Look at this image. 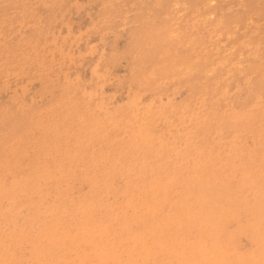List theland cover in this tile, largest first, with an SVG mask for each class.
Returning a JSON list of instances; mask_svg holds the SVG:
<instances>
[{
	"label": "rangeland",
	"instance_id": "obj_1",
	"mask_svg": "<svg viewBox=\"0 0 264 264\" xmlns=\"http://www.w3.org/2000/svg\"><path fill=\"white\" fill-rule=\"evenodd\" d=\"M263 79L264 0H0V264H264Z\"/></svg>",
	"mask_w": 264,
	"mask_h": 264
},
{
	"label": "bare ground",
	"instance_id": "obj_2",
	"mask_svg": "<svg viewBox=\"0 0 264 264\" xmlns=\"http://www.w3.org/2000/svg\"><path fill=\"white\" fill-rule=\"evenodd\" d=\"M203 1H204V0H203ZM227 1H228V0H227ZM214 2H215V1H214ZM203 3H204V2H202V4H203ZM205 3H206V1H205ZM208 3H209V2H208ZM215 3H216V2H215ZM224 3H225V2H224ZM234 3H235V2H234ZM212 4H213V3H212ZM212 4H209V5H212ZM206 5H208V4H206ZM229 5H230V4H229ZM232 5H233V4H232ZM199 6H200V4H199ZM233 6H235V5H233ZM237 6H238V5H237ZM182 7H183V6H182ZM207 7H208V6H207ZM218 7H220V6L218 5ZM78 8H80V7L78 6ZM197 8L199 9V7H197ZM223 8H224V7H223ZM232 8H233V7H232ZM232 8H231V9H232ZM238 8H240V7H238ZM238 8H237V9H238ZM213 9H214V8H213ZM221 9H222V8H221ZM221 9L219 8V10H221ZM231 9H230V10H231ZM194 10H197V9H194ZM234 10H235V9H234ZM78 11H79V10H78ZM205 11L208 12V11H209V8H208V10H205ZM214 11H215V10H214ZM221 11H222V10H221ZM203 12H204V11H203ZM217 12H218V11H217ZM227 12H228V11H227ZM208 13H209V12H208ZM231 13H232V12H231ZM197 14H198V13H197ZM213 14H214V13H213ZM209 15H210V14H209ZM218 15H219V14H218ZM232 16H233V15H232ZM195 17H197V16H195ZM199 17H200V16H199ZM210 17H211V15H210ZM210 19H212V18H210ZM210 19H209V20H210ZM215 19H216V18H215ZM230 20H231V19H230ZM205 21H206V20H205ZM221 21H222V20H221ZM225 21H226V20H225ZM199 22H200V21H199ZM208 22H209V21H208ZM215 22H216V21H215ZM215 22H214V23H215ZM218 24H219L218 22H217V24H216V23L214 24V25H215V28H218V27H216V25H218ZM221 25H222V24H221ZM193 26H195V25H193ZM209 26H210V25H209ZM211 26H212V25H211ZM235 26H236V25H235ZM196 27H198V26H196ZM215 28H214V30H215ZM195 29H196V28H195ZM233 29H234V27H233ZM221 30H222V29H221ZM208 31H209V30H208ZM212 31H213V30H212ZM231 32H232V31H231ZM226 33H227V32H226ZM228 33H230V32H228ZM176 37H177V36H176ZM213 37H214V35H213ZM139 38H140V37H139ZM172 38H173V37H172ZM174 38H175V37H174ZM177 40H178V39H177ZM96 71H97V70H96ZM96 71H95V72H96ZM260 73H261V72H260ZM93 74L95 75L96 73H93ZM97 74H98V73H97ZM253 78L255 79L256 77H253ZM262 78H263V76H262ZM262 78H261V79H262ZM259 79H260V78H259ZM225 80H226V79H225ZM249 80H250V79H249ZM249 80H248V81H249ZM251 80H253V79H251ZM263 80H264V79H263ZM239 81H240V80H239ZM255 81H256V80H255ZM255 81H254V83H256ZM258 81H260V80H258ZM219 82H220V81H219ZM222 82H224V81H222ZM222 82H220V83H222ZM220 83H219V84H220ZM247 83H248V82H247ZM249 83H250V82H249ZM252 83H253V82H251L250 86H251L252 88H257V87H255V84H254V87H253ZM236 84H237V83H236ZM238 84H239V82H238ZM238 84H237V85H238ZM230 85H232V84L229 83L228 86H230ZM240 85H241V84H240ZM240 85H239V86H240ZM247 85H248V84H247ZM247 85H246V86H247ZM258 85L260 86V82H258ZM262 85H263V84H262ZM239 86H237V87H239ZM259 86H258V87H259ZM248 87H249V86H248ZM248 87H247V88H248ZM251 87H250V88H251ZM240 88H241V86H240ZM252 88H251V89H252ZM261 88H262V86H261L259 89H261ZM227 89H229V88H227ZM230 89H232L231 86H230ZM243 89H244V87H243ZM251 89H250V91H251ZM238 90H239V88H238ZM262 90H263V89H262ZM229 91H230V90H229ZM248 91H249V90H248ZM227 93H228V92H227ZM241 93H242V92H241ZM253 93H254V92H253ZM260 93H261V92H260ZM243 94H244V92H243ZM252 95H253V94H252ZM254 95H255V93H254ZM254 95L251 96L252 98H250V99H253ZM261 95H262V94H261ZM261 95H258V96H261ZM226 96H228V94H227ZM242 97H244V96H242ZM247 97H249V96H247ZM140 98H141V97H140ZM229 98H230V96H229ZM237 98H238V97H237ZM138 100H139V99H137V101H138ZM237 100H238V99H237ZM240 100H241V99H240ZM244 100H245V101H247V100L249 101V98H248L247 100H246V99H244ZM258 100H259V98H258ZM128 101H129V99H128ZM137 101H136V103H137ZM245 101H242V102H244L245 107H246V105H247L249 102H248V101L245 102ZM259 101L261 102V101H263V99H262V100H259ZM257 102H258V101H257ZM132 103H133V102H132ZM136 103H135V104H136ZM246 103H247V104H246ZM122 104H123V103H122ZM133 104H134V103H133ZM242 104H243V103H242ZM244 104H243V106H244ZM258 104H259V103H258ZM131 105H132V104H131ZM239 105H240V103H239ZM239 105H238V106H239ZM135 106H136V105H135ZM241 106H242V105H241ZM243 106H242V107H243ZM130 107H133V106H130ZM239 107H240V106H239ZM245 107H243V109H245ZM258 107H259V106H258ZM260 107H261V106H260ZM240 108H241V107H240ZM249 108H250V107H249ZM184 109H185V108H184ZM238 109H239V108H238ZM247 109H248V108H247ZM250 109H252V108H250ZM253 109H254V108H253ZM260 109H261V108H260ZM239 110H240V109H239ZM258 110H259V109H258ZM174 111H176V109H174ZM244 111H246V110H244ZM249 111H250V110H249ZM251 111H252V110H251ZM153 112H154V111H153ZM252 112H253V111H252ZM263 113H264V111H263ZM121 114H122V113H121ZM135 114H136V113H135ZM133 115H134V114H133ZM251 115H252V114H250L249 116L251 117ZM243 116H244V115H243ZM141 117H142V116H141ZM138 118H139V117H138ZM142 118H143V117H142ZM243 118H244V117H243ZM143 119H144V118H143ZM245 119H246V118H245ZM145 120H146V119H145ZM141 121H142V120H141ZM248 121H250V120H248ZM143 122H144V121H143ZM196 123H197V122H196ZM204 124L207 126L206 123H204ZM209 124H210V123L208 122V125H209ZM139 125H141V124H139ZM142 127H143V126H142ZM123 128H124V127H123ZM124 129H125V128H124ZM130 129H131V128H130ZM144 129H145V128H144ZM202 129H203V128H202ZM253 130H254V129H253ZM262 130H263V129H262ZM127 131H128V130H127ZM141 132H142V131H141ZM143 133H145V132H143ZM141 135H142V134L140 133V136H141ZM144 135H145V134H144ZM146 135H148V134H146ZM261 135H262V134H261ZM140 136H138V137H140ZM133 137H134V136H133ZM144 137H145V136H144ZM144 137H143V138H144ZM146 138H147V137H146ZM148 138H149V137H148ZM244 138H245V137H244ZM130 139H131V138H130ZM128 140H129V139H128ZM147 140H149V139H147ZM147 140H146V141H147ZM129 141H131V140H129ZM144 141H145V140H144ZM130 145H131V144H130ZM136 146H137V145H136ZM142 146H143V144H142ZM141 149H142V148H141ZM128 151H129V149H128ZM135 151H136V150H134V152H135ZM132 153H133V152H132ZM139 153H140V152H139ZM130 154H131V153H130ZM130 154H129V155H130ZM253 261H254V260H253Z\"/></svg>",
	"mask_w": 264,
	"mask_h": 264
}]
</instances>
